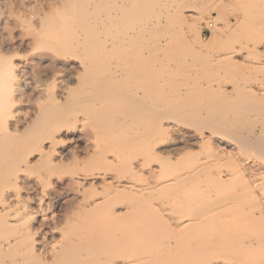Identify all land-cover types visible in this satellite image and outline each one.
<instances>
[{
	"label": "bare ground",
	"instance_id": "bare-ground-1",
	"mask_svg": "<svg viewBox=\"0 0 264 264\" xmlns=\"http://www.w3.org/2000/svg\"><path fill=\"white\" fill-rule=\"evenodd\" d=\"M153 1L133 0L123 22L143 18ZM112 22L85 24L63 50L79 61L44 51L17 61L8 41L0 47V264H264V165L254 157L264 156V93L245 96L238 80L247 69L232 52L199 49L192 61L204 73L192 70L181 82L192 97L183 89L167 94L159 74L169 60L160 54L184 47L151 44L159 37L152 29L117 34ZM214 30L225 32L219 24ZM177 53H170L174 63L187 62ZM222 69L231 91L196 84L223 80ZM30 70L37 103L30 92L24 97ZM50 76L44 100L41 82ZM171 134L199 137L208 158L201 151L195 160L187 147L162 149ZM216 138L233 152L215 146ZM92 161L95 169L64 176L66 165ZM35 167L36 179L25 175ZM71 191L82 192L77 207L61 214V196Z\"/></svg>",
	"mask_w": 264,
	"mask_h": 264
},
{
	"label": "rangeland",
	"instance_id": "rangeland-1",
	"mask_svg": "<svg viewBox=\"0 0 264 264\" xmlns=\"http://www.w3.org/2000/svg\"><path fill=\"white\" fill-rule=\"evenodd\" d=\"M254 2V0H154L148 14L143 15V18H136V22L128 24V21H126L127 23L123 22V20L126 19L123 9H129L134 3L133 0H0V47L8 41L10 43L12 53L16 55L15 60L17 61L23 60L27 62L32 53H39L40 51L53 54L65 62L79 61L74 55L63 52L71 50L73 42L77 40V36L84 33L85 24H93L96 20L110 17L111 21H113L112 31L117 34H136L143 30H146L148 33L152 29V31H155L156 34L159 32V37L157 39L150 40L151 44H156V41L159 40L164 46H166L167 42H171V44L175 46L177 45L178 48L184 47L183 50L180 49L182 52L180 51L178 53L184 56L182 57L184 60L187 59V62L185 63H174L171 59L173 56L171 55H175L177 52H175V54L173 52L172 54L170 51L167 52L169 49L165 50L166 52H161L160 54L161 58H166L167 61L169 60L168 63L171 62L169 64V68H171V70L168 68V63L161 64L162 68L160 69L159 74L162 76L159 79V81L161 80V83L163 81L162 84L168 83V85H170L169 82L172 84L171 87L168 85L165 86V90L168 88L165 93L168 94L169 92V94H172V91L175 90L176 93H173L176 95L183 89L184 92L182 94H185L184 97L188 98L189 96L188 99L192 97L186 93V91L189 90V86L186 84L183 85L184 82H181L185 77L183 75L191 73L192 70L196 71L195 69H200L199 65L195 67L192 60L193 57L196 56L195 53L201 49L204 53H206V56H208L210 52L213 56L215 55L220 57L225 53L231 52L235 55V62L239 65L238 67L243 70L247 69L244 72L246 75L241 77L242 79L238 80V84H241V88H246L248 92H251L247 93L246 91L245 96L249 98L252 97L253 93H258V96L264 93V72L262 71L261 73V71H259L262 67L264 68V66H262L264 65V6L253 5ZM122 17L123 19H120ZM218 24L219 26H223V29L225 30L224 33L214 30ZM102 29L109 32V29L107 30V28ZM156 29H158V31H156ZM58 38H60V40ZM201 41L204 44V48H201ZM63 42L64 44H62ZM58 45L61 48H59ZM246 46L247 48L245 49ZM248 47L250 49L249 51ZM5 49L6 48L3 50ZM248 70L252 72H249ZM220 71L221 75L224 73L222 77L224 75L228 77L229 73L226 69H224V71L223 69ZM257 71L259 72L257 73ZM31 72L30 74L33 77L30 76V88H26V94H24V97L29 94H34L33 99L37 103L38 94L33 92L32 89L38 82L34 76V70ZM197 72L201 74L204 73L201 69ZM67 73L68 70H64L61 74L59 73L56 75L58 79L55 82V91L59 90L61 80L59 78L60 75ZM172 75L175 77L174 80H172ZM179 75H182L183 78L180 77V79ZM176 76L178 77L176 78ZM166 77H169V79L171 78L170 80H166L169 82L163 80L166 79ZM224 77L223 80L220 79V81L212 79H199L196 84L198 86H206L207 84L208 86V83L210 82V85H214V89L218 88L221 84L224 85L228 91H231L233 89V83L229 80L231 75H229V78L225 77L224 79ZM258 77L261 78L259 79ZM44 79L45 81L41 82V88L43 89L44 94L42 93L40 95H42V99L45 100L46 96L48 97L47 94L50 86L53 85V78L50 76L49 78L45 77ZM178 85L179 87H177ZM246 89H244V91ZM251 89L254 92L251 91ZM186 127L188 130H191V134L196 133L199 135L197 128L196 130L192 126ZM206 135H209V133L206 132ZM164 138L161 139V142L159 143L162 149L170 147H179L184 149L187 147V151L195 153L194 157L197 159L193 158V160L195 159L200 161L198 156L201 157V155L202 157H199L201 160H206L208 158L207 149L205 147L204 148L206 150H204L203 147L201 149L200 139L199 137L197 138V136L190 142H187L183 138L173 134L168 137L164 136ZM98 141L100 144H103L101 139L98 138ZM215 141V146H219L221 148L225 147L227 151L233 152L231 145H223V142L227 141L226 139L221 141L219 138H216ZM187 143L189 144L188 146ZM199 152H201L200 155L198 154ZM196 153L198 154L197 157ZM256 155L257 154L254 156L255 159L264 165V156L262 157L258 155L260 157H256ZM193 160L188 163L193 164L194 162H197ZM157 165L158 164H154L155 167H158ZM96 167L97 164L95 161L89 163L81 162L76 165L68 164L66 165L64 176H70V173L74 174L76 172L82 173L91 171ZM35 169L37 170V167L30 170V172L34 171L33 173L28 172L27 174L25 172V175L31 179H36L38 170L35 171ZM225 170H228V168ZM169 173L170 170L165 171L166 175H169ZM144 179L147 178L139 177L137 178V181H139V183H143ZM39 188L40 185L38 186V189L36 186L35 192H39ZM81 193L82 192L77 193L76 191H71L69 193H64L61 196V202L63 203L61 214H65L67 210L72 211L75 207H77ZM247 198L248 197L245 196V201ZM250 199L251 198L247 200L251 201ZM37 206V203H31V207L36 209Z\"/></svg>",
	"mask_w": 264,
	"mask_h": 264
}]
</instances>
